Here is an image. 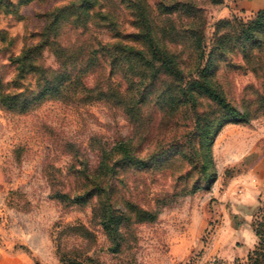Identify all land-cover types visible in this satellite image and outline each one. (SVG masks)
Here are the masks:
<instances>
[{
    "label": "rangeland",
    "instance_id": "rangeland-1",
    "mask_svg": "<svg viewBox=\"0 0 264 264\" xmlns=\"http://www.w3.org/2000/svg\"><path fill=\"white\" fill-rule=\"evenodd\" d=\"M231 1L204 2L208 42L218 20L250 16ZM77 2L0 0V74L10 78L9 56L39 41L50 15ZM76 7L53 39L62 46L113 41L111 20L73 26L74 14L86 11L115 14L120 28L131 30L128 11L117 0ZM42 57L54 64L52 53L45 50ZM217 57L210 58L221 89L215 91L238 115L199 90L174 107L156 104L148 90L129 118L107 86L71 90L63 101L48 98L25 113L0 107V245L28 252L34 264H58V247L71 255L87 252L89 264L245 262L257 241L252 222L264 208V78L251 71L241 51ZM109 68V61L102 63L104 72ZM89 76L84 82L91 86ZM126 137L133 138L139 160L115 168L109 199L99 195L95 206L99 215L93 214L95 196L86 204L52 197L55 189L75 187L76 170L94 169L101 146ZM108 204L114 208L112 226L121 222L125 239L119 253L109 249L99 223ZM78 225L94 234L93 241L78 236Z\"/></svg>",
    "mask_w": 264,
    "mask_h": 264
},
{
    "label": "trees",
    "instance_id": "trees-1",
    "mask_svg": "<svg viewBox=\"0 0 264 264\" xmlns=\"http://www.w3.org/2000/svg\"><path fill=\"white\" fill-rule=\"evenodd\" d=\"M84 1L78 0L50 15L48 23L37 34L39 41L25 45L18 54L9 56L13 74L10 78H6V73L0 74L2 109L25 113L48 98L63 101L71 90H103L107 86L111 98L117 101L116 106L121 107L129 118L134 110L132 107L138 109L137 105L144 103L148 90L153 92L152 99L156 104H171L170 107H174L173 103L180 104L188 92L199 90L209 94L227 113L238 115L222 94L215 91L221 89L212 79L210 58L213 55L223 58L227 53L241 51L251 71L264 78V9L251 12L246 20H218L208 42L205 35L207 13L203 5L205 1L216 4L221 0H156L154 4L148 0H117L128 11L130 31L120 28L115 14L107 17L96 11H86L82 15L74 14L73 26L78 20L82 21V28L90 20H111L113 41L77 47L56 43L53 39L59 25L73 15L70 10L75 5L87 10L92 8L95 0ZM45 50L53 54V65L44 62L42 53ZM105 61H109L110 66L107 72L102 69ZM89 75L93 77L91 86L84 82ZM116 77L119 79L115 82ZM100 80L101 86L98 85ZM129 101L132 103L127 107ZM136 153L131 137L120 138L111 147L101 146L94 169L90 170L86 165L76 170L75 187L69 191L55 189L52 197L86 204L95 196L93 214L99 215L94 211L95 206L101 202L99 195L104 194L105 199H109L115 168L122 167L125 162L138 161ZM113 210L108 204L107 210L99 216V223L107 233L109 249L119 253L125 239L119 232L121 222L112 226ZM252 228L256 244L245 262L233 264H264V208L258 209ZM73 229L83 232L78 234L80 238L93 241L94 234L83 225ZM57 252L58 264H89L91 260L87 252L71 255L59 247Z\"/></svg>",
    "mask_w": 264,
    "mask_h": 264
},
{
    "label": "crops",
    "instance_id": "crops-1",
    "mask_svg": "<svg viewBox=\"0 0 264 264\" xmlns=\"http://www.w3.org/2000/svg\"><path fill=\"white\" fill-rule=\"evenodd\" d=\"M231 2L234 7L249 13L264 9V0H232ZM0 264H34V261L26 251L0 245Z\"/></svg>",
    "mask_w": 264,
    "mask_h": 264
}]
</instances>
